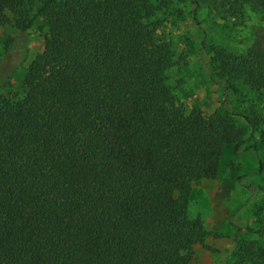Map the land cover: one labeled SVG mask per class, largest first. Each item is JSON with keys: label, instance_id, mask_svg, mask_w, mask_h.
<instances>
[{"label": "trees", "instance_id": "16d2710c", "mask_svg": "<svg viewBox=\"0 0 264 264\" xmlns=\"http://www.w3.org/2000/svg\"><path fill=\"white\" fill-rule=\"evenodd\" d=\"M193 1L222 17L264 12V0ZM166 3L0 0V25L10 12L21 33L36 18L46 29L24 96L0 94V264H180L183 249L204 242L181 186L215 179L224 146L236 151L244 130L228 111L209 124L175 105L173 50L152 19ZM23 41L9 47L19 62ZM214 58L228 86L264 91L263 40ZM242 116L264 143V117ZM234 264H264V247L249 241Z\"/></svg>", "mask_w": 264, "mask_h": 264}, {"label": "rangeland", "instance_id": "374dc122", "mask_svg": "<svg viewBox=\"0 0 264 264\" xmlns=\"http://www.w3.org/2000/svg\"><path fill=\"white\" fill-rule=\"evenodd\" d=\"M166 2L152 19L158 22L156 38L169 42L173 50L166 81L175 105L199 109L209 124L228 111L244 130L241 147L235 151L232 144L224 146L215 179L191 180L181 186L187 196V218L198 221L206 236L202 244L182 250L180 264H234L237 250L249 241L264 247V169L259 168L264 143L259 129L242 116L254 110L264 117V91L257 93L239 80L228 86L217 73L214 51L243 53L256 39L264 42V12L247 6L241 16L222 17L204 5L197 7L193 0ZM7 16L9 21L0 25V94L15 101L26 92L22 77L42 51L46 29L36 18L21 33L12 23V14ZM18 38L25 46L20 62L22 53L9 48L20 46ZM175 196L180 197L179 192Z\"/></svg>", "mask_w": 264, "mask_h": 264}]
</instances>
